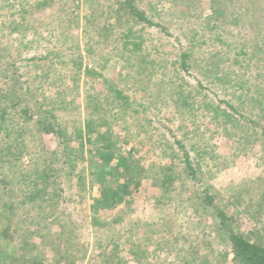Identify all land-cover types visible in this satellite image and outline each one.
Masks as SVG:
<instances>
[{
  "label": "rangeland",
  "instance_id": "374dc122",
  "mask_svg": "<svg viewBox=\"0 0 264 264\" xmlns=\"http://www.w3.org/2000/svg\"><path fill=\"white\" fill-rule=\"evenodd\" d=\"M31 1L14 0L10 10L0 0V106L17 95L18 83H24L27 104L33 112L36 102H55L50 105L55 107L64 99L66 107L55 112L58 121L63 127L70 121L78 125L91 110L86 101L105 93L106 79L127 92L133 102L129 118L126 116L127 128L113 124V135L126 141L118 143L123 152L134 149L132 157L139 161L145 174L129 205L95 214L102 226L90 224V196L94 192L89 188L87 163H78L72 176L65 174L60 180L61 195L70 199L64 205V217L58 214L60 206L37 208L39 204L33 203L22 207L23 194L18 182L34 172L43 151L55 150L54 138L28 124L31 130L24 137L27 146L21 160L14 165L0 154V264H10L16 257L13 264H29L31 259L43 264H171L174 251L158 250L161 234L150 235L149 229H144L149 222L155 225L149 226L150 230L160 232L157 225L166 219L167 212L155 205L161 195L157 185L160 165L147 140L149 116L154 124L162 125L159 127L167 138L175 134L185 143L196 142L197 146L212 150L215 156L207 168L200 167L205 169L201 182L211 187L215 209L226 217L225 226L218 223L215 209L199 203L197 197L204 195L199 181L197 184L183 179V198L167 194H173L175 205L184 206L187 199H193L188 209L182 211L180 220L190 219L193 207L200 211V216L191 217L202 227L201 232L193 229L191 219L181 227V234H188L187 230L192 228L191 241L197 247L190 253L205 256L208 264H231L230 232L251 241L259 239L264 246V44L258 49L254 47L258 35L264 33V0H134L151 25L132 21L125 15L116 17L113 9L119 0H59L57 5L30 12ZM21 5L30 14L16 12ZM86 12L92 14L87 26L106 22L108 29L98 31L107 35L106 41L98 42V33L90 27V37L83 36ZM10 22L13 24L8 27ZM16 26L17 31L13 30ZM129 30L127 41L141 45L134 52L130 45L122 48V39ZM186 51L188 73L178 69L174 74V62ZM78 62L81 68L77 69L74 65ZM140 64L143 76L137 75ZM86 67L97 75L85 74ZM234 94H242L245 105ZM186 95L193 99L189 112L181 104L177 107L181 112L175 114L171 111L172 103L165 106L171 98L180 103ZM257 98L262 105L259 100L255 102ZM225 102L234 107L242 105L236 116L247 124L260 118L258 130L239 125L233 131L238 135L235 139L216 131L213 111L223 109ZM142 107L151 112L148 117ZM99 112L104 116V107ZM154 140L152 137L151 142ZM121 180L114 178L111 184ZM10 204L15 208L8 216ZM54 215H59V222L50 217ZM68 219L74 221L75 229L61 236L62 229L68 230L64 225ZM7 228L9 239L3 236ZM131 231L134 233L130 235ZM132 244L144 249L143 263L130 256L128 248Z\"/></svg>",
  "mask_w": 264,
  "mask_h": 264
},
{
  "label": "trees",
  "instance_id": "16d2710c",
  "mask_svg": "<svg viewBox=\"0 0 264 264\" xmlns=\"http://www.w3.org/2000/svg\"><path fill=\"white\" fill-rule=\"evenodd\" d=\"M57 1L59 0H32L28 3V8L31 10L30 12L42 11L51 7L55 3V5H57ZM13 2L14 0H3L2 4H5L4 6L7 9L12 10ZM116 3L117 5L115 9H113V13H116V17L120 18V15H125L131 18L132 21L142 22L149 25L152 24L144 12L140 11L134 4V0H119ZM23 6L24 5H21L19 9L15 11L20 13V15L30 14V12L27 13L28 11ZM65 9L66 7L64 10ZM88 12H86L83 17V19H86L83 36L90 37V30H94L98 33L97 38L95 37L98 42L102 43L106 41L108 39L107 35H103L98 31L105 32L108 29V25L105 22L97 23L92 27H90L91 24L87 26V20L92 17L89 16L90 13ZM217 12H220V10ZM52 23L54 24H51L52 27L54 26L56 28L54 21H52ZM11 24H13V22H10V24L7 23L8 27L11 26ZM87 27H90V30ZM17 28L18 27L16 26L13 30L17 31ZM47 30L48 29L45 28V32ZM130 33L131 31L129 30L128 33L124 35L122 39V48H126L130 45L131 50L134 52L133 49L138 47L141 48V45L132 41H127ZM263 44L264 33H261L258 35V40L254 47L258 49L260 48L259 46ZM52 55L56 57L59 54L52 53ZM77 55L80 58V54ZM188 57V51L179 54V61L177 60V62H174L176 68L172 69L174 74L178 73L176 72L178 69L188 73ZM46 58H48L47 55ZM74 66H77V69L81 68V63L78 62ZM10 67L12 68V65H10ZM141 67L142 65L140 64L138 69H136L138 71V76H143L141 73L142 71L140 70ZM144 69H146V67ZM83 71L87 75H97V73H94V71L88 67L83 68ZM150 73L153 74V71L150 70ZM11 77L13 78V76ZM23 84L24 83H18L17 85L19 87L15 90L17 91V95H15L13 99H10L8 103L4 104L3 107L0 106V154L3 159L6 161L8 160L10 163L13 162L14 165L21 160L26 151L25 146H27L26 142H24V137L27 135V130L28 133L31 130L30 127L27 128L28 124L32 125V128L37 129V131L43 135H49L54 138L55 146L53 148H55V150L43 151V154H41L42 157H40L34 172L18 182L17 185L20 187L23 194L21 201L22 205L20 206L23 207L33 203L39 204L37 208H43L44 205L50 206L51 209L55 207L59 208L60 206L61 209H59L60 211L58 214L61 215V217H64V215H66L64 205L68 204L70 199L61 195L63 189L61 185H59L61 182L60 180L65 174L69 177L72 176L78 163H87L89 169L87 173V176L89 177V188L94 192V194H91L90 196V224L94 226H102L103 224L95 217V214L99 210H112L121 204L126 206L129 205L131 198L135 196V193L139 190L138 188L140 187L141 180L145 174V169L143 171V169L139 168V161L135 162L132 157L134 149L131 148L128 149V151L123 152L122 148L118 146L120 145L118 143H122L125 140L119 141V137L113 135V124L118 127L121 126V128L127 126L125 123L126 116L128 117V113L133 107V102L130 101L129 94L121 89H117L113 83H110L105 79L103 81L105 93L102 94V96L95 95L93 98L86 101L88 106H91L92 111H89L85 121H82V123L78 125L76 122L70 121L67 124L64 123L65 127H63V124L61 125V122L58 121V116L55 112L62 111L66 107L65 100L63 99L57 102L55 107H50V105H53L55 102H36L34 104L35 111L33 112L30 106H28L29 103L27 104V87H23ZM178 94H181V92ZM234 96L233 97L237 98V101H239L240 104L245 105V99L242 94L241 96L234 94ZM258 100L259 99L257 98L255 102H258ZM1 102L2 101L0 100V103ZM170 103H172L171 111L174 114L176 112H181L177 109L179 104L184 105L187 110L186 112L193 109V99H190L189 95H186L180 103L177 98L176 100L171 98L165 106L170 105ZM258 103L262 105L260 100ZM71 107L73 108L72 105ZM103 107L104 116H100L99 111ZM239 109L242 110V105L238 104L234 107L232 103L228 104V102H225L223 109L218 108L213 111L216 112V115H213L212 124L215 130L218 132L220 131V134L225 138H238L237 132L233 133V131L237 129L239 125L247 127L248 130H258L259 128L257 121H260V118H256L257 120L255 121L254 119H251L249 124L245 121L243 122L239 120L241 117L236 116L239 114ZM141 111L145 112L144 114L147 117L151 113L144 108L141 109ZM149 117L147 119L148 126H146V132L150 133V137H148L147 140L150 142V146L154 148V152H156L154 155L157 160L156 162L160 165L157 175V185L161 195L156 199L155 205L164 208L167 212L166 219H163L161 224L157 225L158 231L160 232L155 233L157 231L154 232L152 229L150 230L149 226L155 225L149 222L145 223L146 225L144 226V229L147 231L149 229L148 233L150 235L161 234V237H158L157 239L158 250H160L161 253H170L171 250L174 251V259L171 264H206L207 262H205L204 259L205 256L201 257L198 254L197 256L196 254L190 253L192 248L197 247V245H193L194 242L191 241L190 235L192 228L187 230L188 234H181V227L186 226L187 222H190V219L191 222L194 223L191 215L196 217L200 216V211L196 209V207H193V213H191L190 219L186 217L180 220L179 218H181L182 211L188 209L187 205H190L193 199H187L186 205L184 206L175 205L172 195L174 194L175 196L177 195L182 198L185 196L184 190L186 188V182H184L183 179H188L195 183L199 181V187H202V193L204 194L203 196L197 197L199 203L209 206L211 209H215L214 197L212 196V193L209 192L211 187L201 182L205 169L203 170L200 168L203 165L207 168L214 160L215 156L211 152L212 150L201 148L200 146H197L198 144H196V142L191 144L185 143V141L177 139L175 134H171L170 140L160 129L159 126L162 125L154 124L155 121H153V118ZM156 120L160 121L158 119ZM120 122H122V125H118ZM109 123L111 126L107 127L106 125ZM263 135L264 133H262V136ZM152 137L155 139L153 142H151ZM187 138L188 137L186 136L185 140L186 142H189L187 141ZM122 144H126V141ZM202 160H205V162L202 163ZM114 178H120L122 180L119 183L112 185V179ZM81 179L83 180V175H81ZM171 193L173 194L167 195ZM165 195H167V197H164ZM14 208L15 207L11 204L8 206V216L12 215V210H14ZM189 209H191L190 206ZM215 212L216 217L219 219L218 223L220 226H225L224 221L226 220V217L224 213L218 209H215ZM185 214L186 213H184V215ZM59 215L50 217H53L54 222L57 223L60 220ZM188 215L189 214H186V216ZM187 219L189 221H187ZM175 220H179L178 223L175 222ZM73 222L74 221L70 219L65 221L64 225L68 227V230L62 229L60 231L61 236L67 234L68 231L70 232L71 228H73V230L75 229V223ZM193 225V229L197 228L201 232L202 227L198 222H195ZM35 231L37 230L35 229ZM134 231H131L130 235L134 233ZM3 236L8 239L10 238L8 228L3 231ZM228 239L230 241L231 264H264V246L259 239L251 241L250 239H246L233 232L229 233ZM128 249L130 256L133 257L135 262L138 261L139 263H143L145 261L141 257L144 249L139 248L138 244H132ZM14 260L16 261L17 257L12 258V263L10 264H13L15 262ZM29 264L43 263L36 259H31Z\"/></svg>",
  "mask_w": 264,
  "mask_h": 264
}]
</instances>
